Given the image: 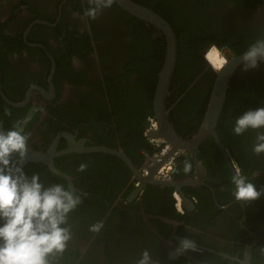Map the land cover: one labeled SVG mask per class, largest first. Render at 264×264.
<instances>
[{
	"label": "flooded vegetation",
	"instance_id": "af4514ba",
	"mask_svg": "<svg viewBox=\"0 0 264 264\" xmlns=\"http://www.w3.org/2000/svg\"><path fill=\"white\" fill-rule=\"evenodd\" d=\"M128 1L152 9L174 29L178 54L165 110L177 134L190 140L203 123L217 76L207 53L216 49L226 63L255 39L264 38V0H201L200 5L177 0L196 21L191 28L194 41L180 63L176 27L163 12L172 0ZM89 7L88 0H0V129L19 124L29 136L28 155H42L43 160L22 162L29 177L39 174L45 187L64 184L82 197L62 225L70 229L71 239L63 253L48 256L50 264H137L145 249L160 264H241L248 248L250 264H264L260 251L264 197L249 204L236 201L231 183L239 169L248 177L246 182L264 188V154L252 151L256 131L228 135L236 117L261 106L252 85L264 80V71H259L264 62L254 70L257 77L240 82L237 95L249 84L252 89L251 96L238 97V102L251 104L235 112L234 118L226 104L237 100L229 91L233 82L241 80L243 65L231 78L216 125L227 158L207 136L195 150L206 169L201 179L191 151L179 148L175 151L178 173L172 183H145L136 192V170L123 158L88 149L103 146L121 151L143 173L150 155L158 150L148 142L145 129L149 118L160 127L156 95L167 40L155 26L124 10L118 0L96 20L83 16ZM220 38L233 40L235 49L213 41ZM204 103L203 116L196 123L193 117ZM219 126L238 155L222 139ZM144 141L149 154L140 159L134 149ZM139 153L144 155L145 149ZM185 160L192 165L188 173L183 170ZM82 163L88 167L79 172ZM175 184L190 199L187 208L176 204ZM97 222L103 227L92 232ZM184 237L195 240L200 251L170 260L169 253Z\"/></svg>",
	"mask_w": 264,
	"mask_h": 264
},
{
	"label": "clouds",
	"instance_id": "9594fccd",
	"mask_svg": "<svg viewBox=\"0 0 264 264\" xmlns=\"http://www.w3.org/2000/svg\"><path fill=\"white\" fill-rule=\"evenodd\" d=\"M115 2L88 0L90 7L83 16L96 20ZM262 59L264 38H259L242 54L243 70L260 68ZM5 114L12 115L7 111ZM249 129L257 132L253 153L264 154V106L236 117L232 129L235 135H243ZM28 150L29 136L19 124L0 130V264H50L48 256L63 253L71 239L70 229L62 225L67 223L68 214L82 203L81 195L64 184L45 187L39 174L29 177L21 166ZM183 163L184 172H190L191 163L187 160ZM87 167L82 163L78 171L84 172ZM247 178L239 169L231 177L234 199L245 204L264 197V188L258 190L256 184L246 182ZM102 227L103 223L97 222L90 230L99 232ZM189 251L198 252L200 249L195 240L184 237L169 253V259L177 260ZM260 251L264 252V248ZM137 264H160V261L153 259L150 251L145 249Z\"/></svg>",
	"mask_w": 264,
	"mask_h": 264
},
{
	"label": "water",
	"instance_id": "95a60500",
	"mask_svg": "<svg viewBox=\"0 0 264 264\" xmlns=\"http://www.w3.org/2000/svg\"><path fill=\"white\" fill-rule=\"evenodd\" d=\"M118 3L121 5V7H123L124 10H126L133 16L141 20H144L148 22L149 24H152L153 26H155L159 31H161L164 34L167 40V46H168L167 56H166V60L164 63V67L160 73V80H159V85H158L157 95H156V107H157L156 111H157V115L159 118L160 127L159 129L152 131L150 135L152 137H159V138L164 139L167 143L170 144L171 148L168 151V153L162 158V160H157L154 157H150L148 159L147 164H145L149 171L148 174H143L140 172V170H137L136 168H134L130 160L127 159V157L121 151L109 149L103 146H96L88 150L104 151L110 154H115L123 158L124 161L130 167L133 168V170H136L135 176H136V179L139 181L136 192L141 190V188L143 187L145 183H155V182L166 183V184L172 183L173 179L171 180L158 179L155 176V172L159 168V166L162 165L168 159V157L172 153L177 151L179 148H187L191 151V156L196 165V168L198 169V177L201 179L202 175L205 174L206 169L204 165L202 164V162L198 160L196 153H195L196 146L201 140L211 135L214 138L220 150L223 152L224 156L227 158L223 143L221 142L216 132V125L223 111L225 98H226L227 90L230 85L231 78L235 74L237 69L243 65V61H242L243 53L231 57L221 68L216 70V73H217L216 80L214 82V85L211 91L209 104H208V107L205 113V118L200 127V130L194 136V138L190 140H184L182 137H180L177 134V132L173 129V127L169 123V120L167 118V112L165 110V99L168 94V88H169L171 76L176 66L177 54H178L177 38L174 32V29L172 28L171 24L165 18H163L161 15H159L158 13H156L150 8L135 4L128 0H118ZM261 62H264V59H262ZM29 159L30 160L32 159L43 160L42 155L37 154L35 152H30L29 155H27V158L25 160H29ZM49 164L51 168L55 171L56 169L53 167V165L51 163ZM67 178L72 187L73 185H72L70 178L69 177ZM175 186H176L175 198H176L178 205L184 208H187V203L191 202L190 199L184 195L179 185L175 184ZM224 256L227 257V255H224ZM250 256H251L250 249L248 248L245 254V259L241 261V264H250Z\"/></svg>",
	"mask_w": 264,
	"mask_h": 264
},
{
	"label": "trees",
	"instance_id": "16d2710c",
	"mask_svg": "<svg viewBox=\"0 0 264 264\" xmlns=\"http://www.w3.org/2000/svg\"><path fill=\"white\" fill-rule=\"evenodd\" d=\"M189 1L190 0H186L185 3H188ZM191 2H194L198 5H200L201 0H192ZM183 6H184V4L182 3V1L178 2L177 0H172L169 2L168 6H165L163 9V12L165 11L167 13L165 15L167 16L168 20L176 27L178 44H179V63L181 62V57L186 55V52L188 49V44L193 43V41H194L193 31L191 28H192V21H193V24H194V22H196L195 19L192 20L191 18L188 17L189 14L187 13L186 9ZM214 40L219 42L221 45L226 44V45L230 46L231 48L235 49L234 45L232 44L233 40H229V41L228 40H222V38L213 39V41ZM240 43H241V41H240ZM195 50H196V48L193 46L192 54H194ZM261 64L262 63L260 62V65ZM259 71H264V67L260 68ZM181 72L184 75L183 65L181 66ZM256 75H257V72L254 70L244 71L241 74V80L239 82L238 81L233 82V86H232L231 91H229V95L231 94L234 98H237V100L234 103H233V101L232 102L228 101L226 104V107L228 108V110L229 111L231 110V112L233 113L232 118H234V116H236L234 114L235 112L236 113L237 112H243V110H244L243 106H246L247 104L248 105L251 104V103H241V102L239 103L238 101L240 98H238V97L251 96V94L248 93V91L251 92L252 87H254L256 89L255 93L259 94L260 105L264 106V80L263 79H261V81H254L252 87H250L251 84L247 85L245 92L241 95H237V93L239 91H241L240 82L244 80V77H246L247 79H253V78L257 77ZM259 76L261 77V75H259ZM208 80L211 81V83H210V85H211L213 80H214V77L211 76ZM254 80H256V79H254ZM196 91H197V89H195V92ZM205 105H206L205 103L199 104L198 107H200V111L193 117L194 122H196V123L200 122V120L203 116L205 107H206ZM225 112H224V116H225ZM217 130H218L219 134L221 135L222 139L225 141V143L231 147L232 152H234L236 155H238V153L236 151L237 149L235 148V146L231 142H228L226 137L223 135V132H222L223 128L221 126H219L217 128ZM233 134H234L233 130L230 128L228 135L230 137H232ZM140 149H147V150L150 149L149 144L146 143V141H144L143 143L138 144L134 149L135 156L137 158L142 159V158H144V155L139 153ZM50 257H51V255H50Z\"/></svg>",
	"mask_w": 264,
	"mask_h": 264
},
{
	"label": "built area",
	"instance_id": "2783aa9c",
	"mask_svg": "<svg viewBox=\"0 0 264 264\" xmlns=\"http://www.w3.org/2000/svg\"><path fill=\"white\" fill-rule=\"evenodd\" d=\"M157 128H158L157 120L155 118H149L146 129H145V134L148 137V142L152 146L158 148V150L150 156L154 157L157 160H162V158L168 153L171 147H170V144L167 143L164 139L159 138V137L149 136V134L152 131L157 130ZM145 153H146L145 155L148 156L149 153L147 149H145ZM142 172L144 174L149 173L146 165L142 168ZM177 173H178L177 153L174 152L168 157V159L162 165L159 166V168L155 172V176L158 179L171 180L175 177Z\"/></svg>",
	"mask_w": 264,
	"mask_h": 264
},
{
	"label": "bare ground",
	"instance_id": "6f19581e",
	"mask_svg": "<svg viewBox=\"0 0 264 264\" xmlns=\"http://www.w3.org/2000/svg\"><path fill=\"white\" fill-rule=\"evenodd\" d=\"M143 1V0H142ZM142 4V3H141ZM139 4V5H141ZM126 12V11H125ZM211 44V43H210ZM224 48V47H223ZM243 53V52H242ZM239 55V54H238ZM225 57H223L219 51L216 49L212 48L208 53H207V59L208 61L217 69H219L224 63H225ZM228 61V60H227ZM212 88V87H211ZM212 91V90H211ZM209 102V101H208ZM171 104V103H170ZM208 104V103H207ZM169 106V105H168ZM172 106V105H171ZM171 108V107H170ZM173 112V111H172ZM144 153V152H143ZM189 153V152H188ZM186 153V154H188ZM146 154V153H145ZM144 154V156H145ZM152 154V152H151ZM148 157V156H147ZM147 159V158H146ZM148 162V161H147ZM145 163V162H144ZM194 173V172H192ZM138 186V185H137ZM136 188V187H135ZM131 194V193H130ZM175 197V196H174ZM178 204V203H176Z\"/></svg>",
	"mask_w": 264,
	"mask_h": 264
}]
</instances>
